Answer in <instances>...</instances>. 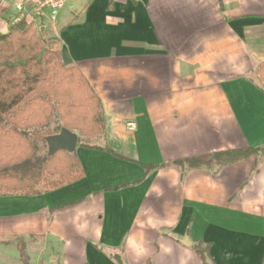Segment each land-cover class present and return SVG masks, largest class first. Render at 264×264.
Wrapping results in <instances>:
<instances>
[{"label": "crops", "instance_id": "1", "mask_svg": "<svg viewBox=\"0 0 264 264\" xmlns=\"http://www.w3.org/2000/svg\"><path fill=\"white\" fill-rule=\"evenodd\" d=\"M22 1L0 0V34ZM70 1L44 31L100 99L103 131H74L82 178L0 194V264H24L18 240L28 264H203L199 240L211 264H261L264 160L176 162L264 146V0Z\"/></svg>", "mask_w": 264, "mask_h": 264}, {"label": "trees", "instance_id": "2", "mask_svg": "<svg viewBox=\"0 0 264 264\" xmlns=\"http://www.w3.org/2000/svg\"><path fill=\"white\" fill-rule=\"evenodd\" d=\"M111 5V3H110ZM57 40L39 36L32 25L20 21L0 34V194L33 196L71 184L84 176L75 152L65 150L46 155L37 163L30 159L35 142L62 128L84 138L103 131L100 99L76 66H65ZM255 74L264 87V61ZM56 118L59 128L47 127ZM78 146V145H77ZM257 155L264 160V146L226 150L176 162L188 167L226 164ZM144 177L159 165H143ZM141 181L138 180L133 183ZM210 244L194 246L203 264L209 261ZM20 260L28 264L25 247L17 242ZM119 264V259L114 257ZM149 264V263H148ZM261 264H264V254Z\"/></svg>", "mask_w": 264, "mask_h": 264}, {"label": "built area", "instance_id": "3", "mask_svg": "<svg viewBox=\"0 0 264 264\" xmlns=\"http://www.w3.org/2000/svg\"><path fill=\"white\" fill-rule=\"evenodd\" d=\"M70 0H23L15 5L18 22L44 29L55 24L58 11Z\"/></svg>", "mask_w": 264, "mask_h": 264}, {"label": "water", "instance_id": "4", "mask_svg": "<svg viewBox=\"0 0 264 264\" xmlns=\"http://www.w3.org/2000/svg\"><path fill=\"white\" fill-rule=\"evenodd\" d=\"M45 141L48 147V156H51L60 150L73 153L77 146L78 135L76 132L62 128L59 133L47 136ZM182 243L186 245L191 244L187 238L182 239Z\"/></svg>", "mask_w": 264, "mask_h": 264}, {"label": "rangeland", "instance_id": "5", "mask_svg": "<svg viewBox=\"0 0 264 264\" xmlns=\"http://www.w3.org/2000/svg\"><path fill=\"white\" fill-rule=\"evenodd\" d=\"M70 2L71 1L67 2L66 5L70 4ZM32 27L37 30L39 36H42V37L46 38L47 40H55L56 39L53 37H48L46 35L44 29L41 32V29L37 28V26L36 27L32 26ZM56 47H58V46L56 45ZM47 127L50 128L53 132H56V130L59 128V123H58L57 119H51L49 124L47 125ZM35 144H36V151L30 159V162L33 164L39 162L43 157H45L47 155V152H48V147H47L46 141L45 142H35Z\"/></svg>", "mask_w": 264, "mask_h": 264}]
</instances>
